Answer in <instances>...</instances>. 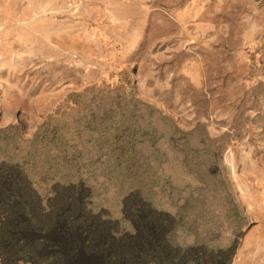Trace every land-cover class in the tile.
I'll list each match as a JSON object with an SVG mask.
<instances>
[{"label":"rangeland","instance_id":"rangeland-1","mask_svg":"<svg viewBox=\"0 0 264 264\" xmlns=\"http://www.w3.org/2000/svg\"><path fill=\"white\" fill-rule=\"evenodd\" d=\"M33 1L22 17L14 7L0 29V160L27 166L43 196L54 182L82 181L92 207L129 231L122 201L143 183L158 209L178 213L179 246L227 247L235 229L232 190L247 227L251 209L264 207V0H135L115 23L102 0ZM114 36L129 44L120 63L124 49ZM99 66L103 80H83ZM120 83L129 98L158 111L151 141L121 128L114 113L99 123L101 109L118 98L113 93L92 91L84 110L71 109V94ZM90 111L94 119L83 122ZM161 115L181 130L200 123L210 137L228 135L216 174L204 182L224 186L202 188L196 180L194 170L208 174L202 156L188 170L179 164ZM55 123L52 143L32 144ZM177 198L195 201L179 212ZM123 250L124 239L110 252Z\"/></svg>","mask_w":264,"mask_h":264},{"label":"trees","instance_id":"trees-1","mask_svg":"<svg viewBox=\"0 0 264 264\" xmlns=\"http://www.w3.org/2000/svg\"><path fill=\"white\" fill-rule=\"evenodd\" d=\"M94 89L71 94L68 97L71 109L84 110L80 106L92 91L113 93L118 98H112V106L101 109L100 124L105 125L114 113L119 116V126L131 135L137 133L143 140L151 141L157 134L158 128L152 125L151 119L158 111L136 98H129L121 83L113 88L102 84ZM160 117L168 129L166 143L179 164L188 170L192 160L202 156L207 161L208 174L202 177L194 170L196 180L202 188L224 186L222 181L215 185L204 182L216 174L214 169L220 166L229 145L228 135L210 137L206 125L200 123L191 130H181L170 118ZM89 119H94L91 111L83 122H91ZM145 120H148L146 124ZM57 128L55 123L38 132L32 144L52 143L58 136ZM193 142L203 150L199 152ZM35 179L27 166L0 160V264H232L248 225L244 209L232 190L227 197L230 219L235 225L230 244L223 249H209L198 243L181 247L173 236L178 213L172 216L158 209L143 183L122 201L121 213L129 231L92 207L89 188L82 181L54 182L43 196ZM177 201L181 212L195 200L177 198ZM122 239L124 250L121 255H114L110 251Z\"/></svg>","mask_w":264,"mask_h":264},{"label":"crops","instance_id":"crops-1","mask_svg":"<svg viewBox=\"0 0 264 264\" xmlns=\"http://www.w3.org/2000/svg\"><path fill=\"white\" fill-rule=\"evenodd\" d=\"M43 0H36L35 6L37 7ZM69 0H51L53 6H66ZM102 0V5H106L109 11L106 12L109 17H114V22H118V17L124 12H129L136 3L135 0ZM33 0H0V24L2 27L0 29L4 31L7 24L12 21L13 8H19V15L22 17L26 14L28 6H30ZM106 2V3H105ZM104 3V4H103ZM119 8V9H118ZM24 11V12H23ZM111 41L121 43L123 46L121 50L122 53L118 58L115 59L117 62H122L125 60V55L127 53L126 48L129 46L127 42L118 40L116 36L111 38ZM128 49V48H127ZM108 67V63L105 64ZM122 64L119 65L121 67ZM104 66H99V68L93 74H85L83 77L84 81L92 80H103L107 74L103 73ZM109 71H112L109 70ZM109 73V72H108ZM252 221L250 225L245 229L243 236L240 240L238 248L235 253L234 260L232 264H264V207H254L250 212Z\"/></svg>","mask_w":264,"mask_h":264}]
</instances>
